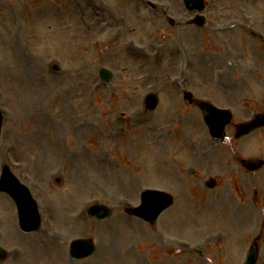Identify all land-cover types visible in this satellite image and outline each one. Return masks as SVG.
Segmentation results:
<instances>
[{
	"label": "rangeland",
	"instance_id": "1",
	"mask_svg": "<svg viewBox=\"0 0 264 264\" xmlns=\"http://www.w3.org/2000/svg\"><path fill=\"white\" fill-rule=\"evenodd\" d=\"M146 1L155 2L157 10L138 0H0V107L6 111L5 143L13 140L12 145L29 148L27 157L17 159L25 164L26 173H32L45 187V192H39L31 177L45 218L42 230L36 233L23 234L15 204L10 209L0 202V247L8 253L3 264H243L249 245L259 233L263 234L259 264H264V215L256 221L257 209L249 204L253 194L248 190V199L231 195L225 185L206 194L199 191L202 179L208 176L210 160L218 158L214 152L221 146L205 159L204 170L198 173L192 168L196 165L201 169L202 160L191 157L189 149L193 142L199 145L202 127L204 134L206 129L201 115L194 108L189 110L183 101V91L189 89L199 98L237 109L241 120L254 111L242 108L246 102L255 110H264V92L257 103L247 95L260 93L256 85L259 77H254L264 75V64L257 62L264 55L256 56L254 51L261 48L264 52V32L258 37L248 34L247 42L239 35L234 41L236 48L230 46L242 57L244 73L236 70L235 78L230 63L223 66L222 54L214 47L220 44L224 51L226 46L221 44L233 39L237 24H252L254 31L262 29L264 0H218L206 10L209 24L202 30L195 28L193 42L186 44V55L199 61L200 55L208 54L209 59L201 62L200 72L195 69L192 84L184 83L180 88L170 86V80L181 71L172 72L169 61L180 28L170 26L162 9L179 21L182 0ZM121 17L126 19V26H119ZM218 23L233 26L232 33L227 31L229 34L217 39L212 27ZM132 46L149 53L164 49L162 66L130 58L125 49ZM26 61L30 63L27 72ZM53 66L58 69L54 71ZM102 67L113 70L115 79L107 86L97 83L101 88L96 89ZM224 71L226 77L237 80L233 91L240 95L227 93L219 84ZM151 92L159 94L162 106L159 112L148 113L147 125L157 129L154 132L137 121L146 113L143 101ZM77 116L81 128L74 123ZM120 117L125 118L121 130L117 127ZM170 122L172 127H166ZM83 124L89 128L84 130ZM113 132L118 134L116 141L110 138ZM228 134L232 135L231 129ZM253 137L257 142L251 143L255 145L252 155L263 157L264 131L247 141ZM167 150H180L176 163ZM224 152L228 161L236 156L232 151ZM162 153L165 171L170 173L163 177L167 187L176 180L174 188L180 192V174H199L193 179L196 187L189 183L190 191L183 190L186 196L179 197L186 216L193 220L192 227L180 208L174 207L172 214L164 216L169 223L156 227L129 218L124 212V207L139 204L143 189L168 190L165 186L153 187V182H159L146 174V165L153 168ZM1 154L0 150V176L6 166ZM212 173H220L217 163ZM254 178L262 183L264 171ZM240 198L248 209L235 218L231 210L236 209ZM92 202L112 207L115 211L111 218L100 224L89 219L86 209ZM204 211L209 212L210 222L201 225L207 220L199 222L197 216ZM187 229L191 235L186 237ZM172 236L178 238L177 245L171 244ZM89 237L97 245L96 254L82 262L72 261L70 242ZM59 247L65 250V258L59 257Z\"/></svg>",
	"mask_w": 264,
	"mask_h": 264
},
{
	"label": "bare ground",
	"instance_id": "2",
	"mask_svg": "<svg viewBox=\"0 0 264 264\" xmlns=\"http://www.w3.org/2000/svg\"><path fill=\"white\" fill-rule=\"evenodd\" d=\"M261 60V59H260ZM260 60H257V62L258 63H261L262 61H260ZM26 63H27V69H26V72L29 70V68H30V63L28 62V61H26ZM263 63V62H262ZM29 73V72H28ZM223 76H225V75H223ZM41 119H43L44 120V116H41ZM85 125L83 124L82 125V127H84ZM58 255H59V257L61 258H65V254H64V251L63 250H59L58 251Z\"/></svg>",
	"mask_w": 264,
	"mask_h": 264
},
{
	"label": "water",
	"instance_id": "3",
	"mask_svg": "<svg viewBox=\"0 0 264 264\" xmlns=\"http://www.w3.org/2000/svg\"><path fill=\"white\" fill-rule=\"evenodd\" d=\"M73 252H74V253H75V252L77 253L78 251H77V250H74Z\"/></svg>",
	"mask_w": 264,
	"mask_h": 264
}]
</instances>
